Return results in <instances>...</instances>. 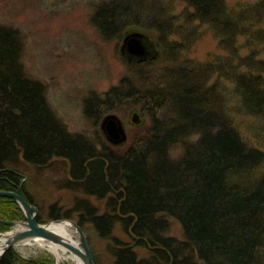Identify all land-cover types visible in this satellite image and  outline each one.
<instances>
[{
	"label": "trees",
	"instance_id": "trees-1",
	"mask_svg": "<svg viewBox=\"0 0 264 264\" xmlns=\"http://www.w3.org/2000/svg\"><path fill=\"white\" fill-rule=\"evenodd\" d=\"M175 1L178 17L210 30L225 54L191 58L152 0L93 5L90 23L117 47L132 27L161 49L157 60L125 61L117 84L84 101L94 124L116 110L146 116L125 146L71 131L44 82L29 76L20 30L0 24V190L22 184L36 206L31 182L34 190H67L70 207L49 203L38 221L74 218L91 227L108 264H264V0ZM0 218L24 212L0 196ZM172 219L180 238L169 235ZM47 256L23 258L11 248L0 264H54Z\"/></svg>",
	"mask_w": 264,
	"mask_h": 264
},
{
	"label": "rangeland",
	"instance_id": "rangeland-1",
	"mask_svg": "<svg viewBox=\"0 0 264 264\" xmlns=\"http://www.w3.org/2000/svg\"><path fill=\"white\" fill-rule=\"evenodd\" d=\"M97 1L0 0V24L15 26L20 30L27 72L29 76L41 80L46 85L48 101L54 113L71 131L83 133L90 139L102 137L107 140L100 127L102 119L94 124L93 115L86 118L84 101L92 93L98 98L101 97L112 85L117 84L124 72V62L128 61V58L119 49L123 38L117 47L114 38L105 39L90 23L93 5ZM152 1L162 9L157 10L158 16L166 13L165 17L171 20V27L176 32L171 33V37L189 46L187 54L191 58L204 60L215 54L226 53L218 48L216 38L206 27L203 26L198 31L195 22H189L186 16L178 17L177 11L182 7L178 1ZM228 1L234 3L237 0ZM135 30L145 34V43L151 53H157L159 49L156 38L143 29ZM241 50L245 53L248 48L242 47ZM112 112L118 114L124 123L128 139L119 145H114L108 140L107 142L113 146H125L129 142L130 130L145 124L147 118L137 108L127 113L123 110L108 113ZM135 113L138 115L137 123L134 120ZM246 121L249 122V119ZM247 134L254 142H258V138L250 131ZM41 186L42 182L38 187ZM34 188L37 189L31 182L28 190L36 200L39 210L42 207L46 209V205L52 202H60L70 207V195L67 190L53 186L44 187L40 191ZM3 231L5 230H0ZM87 235L100 262L108 264L110 257L104 248V242L91 227H87ZM169 235L178 238L182 236L180 223L174 219L171 220ZM14 249L23 258L48 255V258L55 260L54 252L48 247L22 244L15 246Z\"/></svg>",
	"mask_w": 264,
	"mask_h": 264
},
{
	"label": "water",
	"instance_id": "water-1",
	"mask_svg": "<svg viewBox=\"0 0 264 264\" xmlns=\"http://www.w3.org/2000/svg\"><path fill=\"white\" fill-rule=\"evenodd\" d=\"M135 29L130 28L125 31L123 41L119 47L121 53L127 56L128 62L157 60L161 55V49L158 47L157 42L156 45L159 50H157V53L152 54L149 46L145 43V34ZM158 53L160 54L159 56L157 55ZM134 118L136 123L139 122L136 113ZM100 127L107 140L114 145L122 144L128 139L124 123L118 114L114 112L104 115ZM0 196L14 198L24 212V218L20 220H4L0 218V223L9 226L8 230L0 232V241L3 235L6 236L5 242L2 244L0 259L7 250L17 245L36 244L50 248L56 255L61 252L67 253L72 257L75 264H97L87 232L78 220L74 218H59L39 222V208L26 198L22 184L17 191L0 190ZM60 221H70L73 224L76 231L73 238H67L51 228L52 222ZM41 241L45 242V244L38 243Z\"/></svg>",
	"mask_w": 264,
	"mask_h": 264
},
{
	"label": "bare ground",
	"instance_id": "bare-ground-1",
	"mask_svg": "<svg viewBox=\"0 0 264 264\" xmlns=\"http://www.w3.org/2000/svg\"><path fill=\"white\" fill-rule=\"evenodd\" d=\"M51 228L67 238H73V236L76 234L75 227L70 221L52 222ZM5 238L6 236L3 235L0 241V252L2 250V244L5 242ZM38 243L45 244L43 241Z\"/></svg>",
	"mask_w": 264,
	"mask_h": 264
},
{
	"label": "built area",
	"instance_id": "built-area-1",
	"mask_svg": "<svg viewBox=\"0 0 264 264\" xmlns=\"http://www.w3.org/2000/svg\"><path fill=\"white\" fill-rule=\"evenodd\" d=\"M55 264H75V263L72 257H70L67 253L61 252L58 255L55 254Z\"/></svg>",
	"mask_w": 264,
	"mask_h": 264
},
{
	"label": "flooded vegetation",
	"instance_id": "flooded-vegetation-1",
	"mask_svg": "<svg viewBox=\"0 0 264 264\" xmlns=\"http://www.w3.org/2000/svg\"><path fill=\"white\" fill-rule=\"evenodd\" d=\"M54 264H55V262H54Z\"/></svg>",
	"mask_w": 264,
	"mask_h": 264
}]
</instances>
